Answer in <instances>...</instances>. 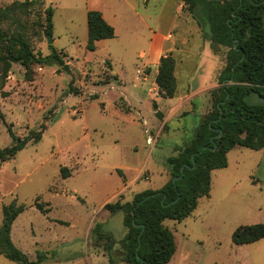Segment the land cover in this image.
<instances>
[{
  "label": "rangeland",
  "instance_id": "rangeland-1",
  "mask_svg": "<svg viewBox=\"0 0 264 264\" xmlns=\"http://www.w3.org/2000/svg\"><path fill=\"white\" fill-rule=\"evenodd\" d=\"M14 1H26L25 7L2 22L0 29L21 36L36 57L48 56L52 46L69 72L58 65L35 63L29 68L12 64L4 74L0 66V149L42 132L39 142L27 141L13 159L0 163V226L2 207L16 201L25 209L12 225L11 239L30 260H35L36 252H44L49 258L41 264H109L102 249L105 241L97 240L93 229L101 225L114 239L115 251L125 229L122 213L111 216L103 206L118 199L123 203L122 194L127 198L167 182L163 158L175 154L174 146L184 147L199 125L195 114L173 120L161 136L149 132L154 145H146L141 126L114 119L118 91L110 86L116 81L109 60L113 69L125 75L124 86L130 89L136 66L147 60L150 33L165 35L179 19L192 17L187 9L178 17L174 14L178 0H159L146 8L142 0H0V7ZM47 7L53 9L51 45L44 28ZM89 7L101 8L107 18L110 11H120L114 22L115 37L98 44L94 52L85 49ZM212 51L224 64L227 49L213 47ZM203 57L196 72V61L188 52L176 53L178 89L209 80L210 60ZM142 71V76L148 73ZM146 105L149 109L140 107L142 116L154 118L148 100ZM115 106L129 110L121 98ZM132 115L138 119L136 113ZM182 127L184 132L179 130ZM63 167L70 173L65 179ZM140 168L142 174L135 182ZM211 178L209 196L198 200L190 216L163 222L176 244L169 264H264V239L242 246L232 242L238 227L264 223V153L233 149L227 167L212 171ZM126 181L130 190L113 196ZM36 203L48 205L43 204L49 212L38 211ZM0 264L15 263L0 255ZM110 264L123 262L115 258Z\"/></svg>",
  "mask_w": 264,
  "mask_h": 264
},
{
  "label": "trees",
  "instance_id": "trees-1",
  "mask_svg": "<svg viewBox=\"0 0 264 264\" xmlns=\"http://www.w3.org/2000/svg\"><path fill=\"white\" fill-rule=\"evenodd\" d=\"M178 1L183 4V10L187 9L212 48L227 49L225 63L218 76L220 87L211 92L212 109L203 117L193 138L166 159L169 180L159 190L134 194L130 202L122 203L118 199L103 206L111 216L122 213L125 229L117 251L114 239L104 232L101 225L96 224L93 229L97 240L105 241L102 249L110 263L118 258L123 264H169L176 252V244L173 233L163 222L184 220L195 210L200 198L209 196L211 173L227 167L228 152L234 148H247L264 153V0ZM25 2L14 1L0 7V24L24 8ZM44 16L45 33L50 36L53 9L45 8ZM86 25L85 49L88 52L96 50L97 42L115 36L113 27L99 11L86 13ZM0 47V66H3L4 74L12 64L29 68L35 63L58 65L69 72L52 46H49L51 52L48 56L36 57L21 36L0 29ZM175 65L176 60L171 53L159 60L155 83L162 97L176 95ZM69 88L77 92L71 85ZM41 135V131L31 133L28 138L20 142L16 140L14 145L0 149V163L13 159L27 141L39 142ZM182 167V176L177 179ZM116 171L122 176L121 170ZM60 172L63 179L70 176L65 167ZM173 179L177 180L173 182ZM43 204L34 206L47 214L49 209ZM24 209V205L16 201L2 207L0 255L15 264H41L48 260L47 253L36 252L35 260H30L11 240L12 225ZM261 239H264V223L240 226L232 234V242L236 246Z\"/></svg>",
  "mask_w": 264,
  "mask_h": 264
},
{
  "label": "crops",
  "instance_id": "crops-1",
  "mask_svg": "<svg viewBox=\"0 0 264 264\" xmlns=\"http://www.w3.org/2000/svg\"><path fill=\"white\" fill-rule=\"evenodd\" d=\"M124 1L127 2L126 0ZM151 3H155V4L159 3V0H142V5H144L145 8ZM174 3L177 6V8L174 10V14L178 17V15H181L183 13L182 12L183 4L182 3L177 4L176 1H174ZM116 5H117L116 9L120 10L119 5L118 4ZM90 10L99 11L102 14L103 19L110 26L113 27L114 34H116L114 28V22L116 20V16L118 18L120 11H110L109 12L110 14L108 16L109 18H107L106 12H104V10H102L101 8L89 7L85 11L87 13ZM132 11L134 15H137V13L133 9ZM176 23L173 24V26L165 35L159 32L150 33V38L148 42L147 60H145L140 67L136 66L134 75L132 76V78L130 77V81H131L130 89L126 90L124 86V83L126 81L125 75L122 74V71L113 69L112 61L108 59L110 61V66H111L110 74L114 77V80L116 81L110 84V86L112 90L118 91L116 97L114 98V110H115L114 119L118 121V123H121L122 125H131L134 127L141 126L146 137L145 140H147V138L149 137L148 136L149 132H153V134L159 137L161 136L162 133L169 130L168 125L170 122L176 119L177 120L184 119L189 114H195V116H197V118L199 119V125H200L203 117L207 115L212 109L213 102H212L211 92L214 89L220 87V84L218 83V76L220 70L224 65L223 60H221L212 51L210 42L207 39L203 38L202 32L200 31L196 22L193 19L184 18L181 21L179 19V22L177 24ZM175 24L176 27H174ZM103 41L104 40L97 42L96 48L98 44L102 43ZM178 52H181L183 54H185V52H188V55L192 57L194 61H196L195 65L193 66L196 72L198 71L199 67L202 65L200 64L201 59L204 58L203 56H205L207 59L210 60L209 65L212 71L210 73V77L207 82L198 84L194 88L191 85H187L186 87H182L179 89L177 88L176 95L174 97L165 98L162 97V95H160L158 87L155 83V79L158 72L157 66L162 56L171 53L175 57L176 53ZM139 56L140 57L144 56V53H140ZM146 69L148 70V73L142 76L143 75L142 70H146ZM175 78L177 82V77ZM119 98L122 99V101L126 105V108L129 109L126 112L119 108H116L115 100ZM146 100H148L151 105V112L154 115L155 119L151 118L149 114L145 115V117L142 116L140 107L143 109L144 107L147 106ZM101 111L105 112V109H101ZM133 113L134 114L136 113L138 119L134 118V116L132 115ZM199 125L197 126V128L199 127ZM197 128H194L195 129L194 135ZM179 130H181L180 132H184L185 128L182 127ZM187 143H183V145H186ZM153 145L154 144H152L150 147H153ZM175 147L179 148L182 146L176 145L173 148ZM152 150L153 148L149 150L148 155ZM228 154L229 152L227 153V155ZM168 157L170 156H165V158H163V161L166 162V159ZM148 158H149L148 156L147 158H145L144 165L146 164ZM121 169L122 168H118L117 170H121ZM142 169L143 168H140L139 172L136 173L133 181L136 182V180L140 177V175L142 174L141 172ZM165 183L151 190H159ZM211 184H212V178H211ZM127 190H130V184L127 183L126 181V184H123L120 190L116 191L113 194V196L114 195L116 196V193L121 194ZM146 190H150V189H146ZM146 190L133 192L130 195V197L127 198H125L122 194L121 195L123 197L122 200L123 202H130L134 194Z\"/></svg>",
  "mask_w": 264,
  "mask_h": 264
},
{
  "label": "water",
  "instance_id": "water-1",
  "mask_svg": "<svg viewBox=\"0 0 264 264\" xmlns=\"http://www.w3.org/2000/svg\"><path fill=\"white\" fill-rule=\"evenodd\" d=\"M47 43L49 44V45H51L52 44V40H51V36H47ZM220 134V133H219ZM193 165H194V162H193ZM181 175L177 178V179H179V178H181V176H182V172H183V167L181 168ZM177 179H173V182H175ZM175 202V201H174Z\"/></svg>",
  "mask_w": 264,
  "mask_h": 264
},
{
  "label": "built area",
  "instance_id": "built-area-1",
  "mask_svg": "<svg viewBox=\"0 0 264 264\" xmlns=\"http://www.w3.org/2000/svg\"><path fill=\"white\" fill-rule=\"evenodd\" d=\"M153 142H154V141H153L150 137H148L147 140H146V143H147V145H149V146L152 145Z\"/></svg>",
  "mask_w": 264,
  "mask_h": 264
}]
</instances>
